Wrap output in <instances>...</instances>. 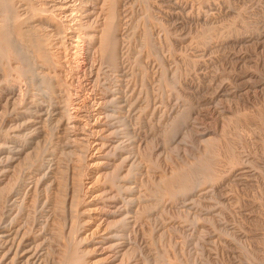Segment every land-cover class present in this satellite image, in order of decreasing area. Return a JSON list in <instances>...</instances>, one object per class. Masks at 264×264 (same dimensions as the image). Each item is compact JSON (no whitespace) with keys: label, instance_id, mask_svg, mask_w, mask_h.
Wrapping results in <instances>:
<instances>
[{"label":"rangeland","instance_id":"374dc122","mask_svg":"<svg viewBox=\"0 0 264 264\" xmlns=\"http://www.w3.org/2000/svg\"><path fill=\"white\" fill-rule=\"evenodd\" d=\"M68 1L11 2L20 19L34 23V32L45 35L56 63L55 81L64 89L54 96L56 107L41 91L33 68L14 89L6 87L0 71V131L18 130L31 138L28 146L7 143L0 151V174L4 168L11 172L0 185L3 204L8 191L29 175L30 162L41 160L45 165L37 176L45 177V183L24 189L31 206L33 202L38 206L24 223L28 234L42 231L49 242L41 252L40 246L28 240L26 246L33 252L29 256L21 250V234L6 235V240L0 236V244L9 249L6 254L14 255L13 262L2 261L0 254V264H55L59 245L70 238L86 249L87 264H264V0ZM110 1H115L125 27L119 53L123 63L112 70L102 62L96 46L83 42L78 28L89 26L90 31H97ZM10 63L15 65L14 60ZM13 72L12 79L18 77ZM114 90H121L118 104L123 102L125 109L120 113L125 125L117 122L120 118L110 103ZM26 108L33 110L34 118L19 113ZM77 108L84 126L68 120ZM138 108L146 112L137 114ZM182 115L187 120L182 132L171 141L166 139ZM74 140L83 145L71 147ZM105 142L108 146L100 149ZM11 145L24 150L17 154ZM118 145L137 157L136 177L151 198L134 209L116 200L118 192L110 189L115 173L125 176L128 169L114 157L122 152L115 154ZM105 153L115 154L112 162L108 160L110 165L104 162ZM203 162L210 163L208 171L213 175L202 173ZM237 165H244L245 171L233 172ZM182 175L191 176V191L184 195L169 191L168 181ZM7 200L8 211L14 200ZM91 208L96 209L94 223L85 225ZM106 208L114 211L107 220L101 211ZM127 213L135 215L128 220L130 229L115 230L114 240H101L107 227L117 226Z\"/></svg>","mask_w":264,"mask_h":264},{"label":"bare ground","instance_id":"6f19581e","mask_svg":"<svg viewBox=\"0 0 264 264\" xmlns=\"http://www.w3.org/2000/svg\"><path fill=\"white\" fill-rule=\"evenodd\" d=\"M14 1V0H13ZM56 1V0H55ZM68 1V0H67ZM70 1V0H69ZM68 1V2H69ZM75 1V0H74ZM87 1V0H86ZM92 1V0H91ZM12 0H0V16L3 17L1 22H0V71L2 72V74H4L5 76V81L6 82V87H10L12 89H14L17 85V82L21 80V77L23 76H26L29 72V68H33L34 69V72H35V78L37 80H39L38 82L42 85V92L44 94L45 97H47L50 101V104L53 105V106H56L58 107V105L56 104L57 102L55 101V97L59 94L58 92H61L62 89V86L60 85V82L58 83L57 81H55V79L57 80V76L56 78H54L55 76L53 75V69L55 68L54 66H56L51 58L52 54L49 55L50 53V50L48 51L47 49V44L46 43V38L43 36V35H38L36 34L35 31V24L33 23V25H29L27 24V22L23 21L22 18L20 19L18 16L21 17V15H17V13L15 14L14 11H13V8H16V6L14 5L13 3V6H11V3ZM54 2V1H53ZM68 2H66L68 4ZM104 2V1H103ZM139 2V1H138ZM57 3V2H56ZM70 4V3H69ZM72 4V3H71ZM74 4V3H73ZM89 5V3H87ZM57 5V4H56ZM107 4H105L106 6ZM141 5V4H140ZM143 6V5H142ZM58 7V5L56 6ZM62 6H59V8H61ZM65 7V6H64ZM63 7V8H64ZM68 7V6H67ZM88 7V6H87ZM76 8V7H75ZM82 8V7H81ZM56 9V8H55ZM69 9V8H68ZM67 9V10H68ZM71 9V7H70ZM15 10V9H14ZM86 10V8H85ZM116 3L115 1L112 2L110 1L108 3V5L103 8V12L104 13V16L105 18L103 17V21H101L100 23V27L97 29V31H90L88 29L89 26H85V27H79L80 30L82 31L81 33H83V35H81L84 39L83 42L85 41L88 45H92L93 46H96L97 49H98V52L97 53H100V58L102 59V62L105 63V65L108 66L109 70H112V68H118L121 66V64L123 63L122 62V56L121 54H119L122 50V47L124 46V29L122 27L123 25V20L120 21V19H122V17L119 19V16L116 12ZM89 11V10H87ZM102 11V10H101ZM49 12V11H48ZM56 12V11H55ZM54 12V13H55ZM58 12V11H57ZM69 13V12H68ZM90 13V12H89ZM92 13V11H91ZM19 14V13H18ZM58 14V13H57ZM88 14V13H87ZM70 15V14H69ZM89 15V14H88ZM23 16V15H22ZM30 17V16H29ZM33 18V16H31ZM78 17V16H77ZM90 17V16H89ZM53 18V17H52ZM10 19H12V21H10ZM26 19V17H25ZM34 19V18H33ZM33 19H30L28 18V21L30 20H33ZM55 19V17H54ZM74 19V18H73ZM89 19V18H88ZM10 22H9V21ZM102 20V18H101ZM81 21V20H78V22ZM89 21V20H88ZM87 21V22H88ZM35 22V21H34ZM127 22V21H126ZM31 23V22H30ZM68 23V21H67ZM71 23V22H70ZM74 24V23H73ZM81 24V23H79ZM67 25V24H65ZM76 25V24H75ZM38 26V25H37ZM69 26V25H68ZM125 26V25H124ZM127 28V27H126ZM73 29V28H72ZM77 29V28H76ZM83 29V30H82ZM39 31V30H38ZM37 31V32H38ZM72 31V30H71ZM78 31V30H77ZM43 33V32H42ZM46 33V32H45ZM69 33L70 30H69ZM138 35V34H137ZM141 35V34H140ZM75 36H77L75 34ZM80 36V38H81ZM78 38V37H77ZM127 38V37H126ZM80 40V39H79ZM158 40V39H157ZM81 42V41H80ZM152 45V44H151ZM49 46V44H48ZM148 46V45H147ZM127 47V46H126ZM50 48V47H49ZM149 48V47H148ZM150 49V48H149ZM136 51V50H135ZM144 51V50H143ZM96 52V51H95ZM98 55V54H97ZM142 57V56H141ZM27 60L25 62H27V64H24L23 60ZM10 60H14L15 61V65L12 66V63H10ZM158 61H159V58H158ZM139 64V63H138ZM104 65V66H105ZM103 66V67H104ZM28 67V68H27ZM140 68V73L141 71L143 72L142 68ZM145 67H143L144 69ZM32 69V70H33ZM136 69V68H135ZM15 70V72L13 73H17L16 76L18 77H14L13 79L10 78L9 76H11L12 74V71ZM117 70V69H116ZM145 70V69H144ZM31 71V70H30ZM115 71V70H113ZM139 71V70H138ZM146 71V70H145ZM135 73V72H134ZM55 74V72H54ZM99 75V74H98ZM141 76L143 75L142 73L140 74ZM147 75V74H146ZM3 76V75H2ZM3 76V78H4ZM28 76V75H27ZM107 76V75H106ZM7 77V78H6ZM13 77V75H12ZM227 77V76H226ZM31 78V76H30ZM34 78V77H33ZM33 78H32V84L34 86L35 81H33ZM139 78V77H138ZM164 78V77H163ZM60 80V79H59ZM133 80V79H132ZM141 80V78H140ZM164 80V79H163ZM166 81V80H165ZM164 82V81H163ZM167 85V84H166ZM3 86V85H1ZM36 86V85H35ZM67 86V85H66ZM34 88V87H33ZM145 88V87H144ZM108 91V90H107ZM116 90L113 91H110V92H113L114 94V97L111 98V105L113 107H115L114 111L115 113L117 114L118 113V116L120 118L119 121L117 122H121L122 124L124 123L123 121V115L121 117V111H123L125 108L124 106L122 105H119V100H120V93H121V90H120V93H119V90H117L118 92H115ZM139 91V90H138ZM35 92V91H34ZM109 92V91H108ZM58 93V94H57ZM68 93V92H67ZM3 94V93H2ZM41 94V93H40ZM42 94V95H43ZM111 94V93H109ZM112 95V94H111ZM55 96V97H54ZM136 96V95H135ZM68 97V96H67ZM54 100H53V99ZM122 98V97H121ZM66 101V100H65ZM127 101V100H126ZM139 101V100H138ZM119 103V104H118ZM132 103V102H131ZM64 104V103H63ZM125 104V103H124ZM136 104V103H135ZM141 105V104H140ZM148 105V104H147ZM63 106V105H62ZM104 106V105H103ZM129 106V105H128ZM29 107V106H28ZM37 107V106H36ZM143 107V106H142ZM147 107V106H146ZM78 109V108H77ZM100 109V108H99ZM135 109H137L135 107ZM139 109V108H138ZM62 110V109H61ZM60 110V111H61ZM81 110V109H80ZM75 110L74 114L70 115V118H68L69 121H74L76 123V125H83L85 123V121L83 122L82 119H80V115H79V111ZM31 111L33 112V110L30 108H26V109H23L21 110L19 113H22V114H26V116H29V117H33L34 116L31 114ZM59 111V112H60ZM64 111V109H63ZM6 112V111H5ZM145 109H139L137 114H140L142 115L143 113H145ZM68 113V114H67ZM154 113V112H153ZM136 114V113H135ZM259 114V113H257ZM34 115L36 116V114L34 113ZM38 115V114H37ZM41 115V113L39 114ZM38 115V116H39ZM66 118L67 116L69 117V112L66 111ZM64 115V116H65ZM113 114H111L110 116H112ZM148 115V114H147ZM184 115V114H183ZM182 115V116H183ZM187 116V114H185ZM260 115V114H259ZM22 116V115H21ZM37 116V117H38ZM114 116V115H113ZM178 116V115H177ZM23 117V116H22ZM25 117V116H24ZM181 117V116H180ZM184 117V116H183ZM181 117L180 121L178 120H175L177 121L176 123L172 124L173 126L169 129L168 133L166 136V139L168 140H172L175 136V134L178 133V131L182 132V128L183 126L185 125L184 121L187 122V120H185V117L183 118ZM27 118V117H26ZM82 118V117H81ZM122 118V119H121ZM126 118V117H125ZM71 119V120H70ZM116 119V118H115ZM144 119V118H143ZM28 119H26L27 121ZM30 120V119H29ZM28 120V121H29ZM34 121V119H32ZM30 120V122L32 121ZM117 120V119H116ZM126 120V119H125ZM105 122V121H104ZM111 122V121H110ZM113 122V121H112ZM167 122V121H166ZM103 123V122H102ZM109 123V120L108 122ZM114 124V123H112ZM119 124V123H118ZM74 125V124H73ZM101 125V124H100ZM104 125V124H103ZM102 125V126H103ZM109 125V124H108ZM121 125V124H120ZM125 125V123H124ZM122 125V126H124ZM84 126V125H83ZM107 126V125H106ZM115 126V125H114ZM73 127V126H72ZM86 127V126H85ZM121 127V126H120ZM103 128V127H102ZM106 128V127H105ZM111 128V127H110ZM81 129V127L79 128L78 126V130ZM87 129V128H86ZM164 129V128H163ZM11 130V129H10ZM75 130V129H74ZM108 130V129H106ZM114 130V129H113ZM13 131V130H11ZM11 131L9 132H6L5 130L3 131H0V139H3L4 142H6L5 144H0V151L5 149L6 148V144H16V145H23L24 146H28L31 144V138L30 139H27L26 136H22L20 134L17 133V131H13L11 133ZM35 131V130H34ZM33 131V132H34ZM100 131V130H98ZM105 131V130H104ZM109 131V130H108ZM35 132H38L35 131ZM81 132V131H80ZM85 132H83L84 134ZM92 133V132H91ZM94 133V132H93ZM104 133V132H103ZM109 133V132H108ZM166 133V132H165ZM199 133V132H198ZM33 134V133H32ZM36 134V133H34ZM75 134V133H74ZM79 134V133H78ZM86 134V133H85ZM95 134V133H94ZM98 135V134H97ZM112 135V134H111ZM178 135V134H177ZM33 136V135H31ZM79 136V135H78ZM94 136V135H92ZM99 136V135H98ZM102 136V135H101ZM88 137V136H87ZM168 137V138H167ZM35 138V137H34ZM78 138V137H77ZM91 138V137H90ZM96 138V137H95ZM98 138V137H97ZM80 139V138H79ZM114 139V138H113ZM175 139V138H174ZM228 139V138H227ZM109 140V139H107ZM181 140V139H180ZM225 140V139H223ZM88 141V140H87ZM164 141H166L164 139ZM231 141V139H230ZM1 142V141H0ZM84 142V141H83ZM104 142V140H103ZM86 143V142H85ZM106 143V142H105ZM108 143V142H107ZM106 144H103L100 149L107 145ZM166 143V142H165ZM168 143V141H167ZM217 143V142H216ZM221 143V142H220ZM233 143V142H232ZM79 144V142H77L76 140L73 141V144L71 145V147L73 148H77L76 145ZM82 143H80L79 145H81ZM109 144V143H108ZM111 144V143H110ZM77 145V146H79ZM83 145V144H82ZM219 145V144H218ZM12 146V145H11ZM108 146V145H107ZM111 146V145H110ZM137 146V145H136ZM229 146V145H228ZM10 147V146H8ZM7 147V149H8ZM15 150V152L18 154L20 153L21 151L23 152V147L21 148H17V147H14L12 146ZM226 147V146H225ZM31 148V147H30ZM79 148V147H78ZM232 148V147H231ZM98 149V147H97ZM107 149V148H106ZM227 149V148H226ZM11 150V148H10ZM77 150V149H76ZM103 150V149H102ZM133 150V149H132ZM233 150V149H231ZM9 151V150H8ZM13 151V150H11ZM74 151V150H73ZM119 151H122L121 154H119V157L118 156H114L117 152ZM144 151V150H143ZM104 152V151H103ZM107 152H110V151H107ZM12 153V152H11ZM15 153V154H16ZM127 154L126 156H124V154ZM234 153V152H233ZM102 154V153H101ZM107 154V153H105ZM111 154V153H110ZM114 155H106L105 158H106V161H104L107 165H110L111 163H108L110 160L112 162L113 160V157H116V160H119L120 163H121V167L124 166V165H128V169H127V174L122 175V174H118L117 171H114L117 172L115 173V176H116V180L115 178H113L115 181H113V185L110 187V189H112L113 191L115 190L116 192H118V195L116 197V200L117 199H120L122 200V203H126L128 204V206H130L129 208L130 209H134V207L137 205V204H141V202H143V204L146 202H148V195H147V192L146 190L142 187V184L139 182L140 180H138V178L136 177V169L138 170V161L135 159L137 157H133V152L130 151V150H126L125 148H123V146L121 145H118L116 146V152H115ZM145 154V153H144ZM33 155V154H32ZM103 155V154H102ZM234 155V154H233ZM135 156V155H134ZM141 156V155H140ZM144 156V155H143ZM104 158V159H105ZM119 158V159H118ZM235 158V157H234ZM42 159V158H41ZM228 159V158H227ZM109 160V161H108ZM235 160V159H234ZM237 161V160H236ZM32 162V161H31ZM29 164V166L26 167V170L27 172L29 173L28 176H26L25 178L26 179H21L20 181V184L18 187H15V188H12L10 191H8L7 195H6V200L9 199V198H13V202L12 203H9L7 208H8V211L6 210V202H8V200L6 201L5 200V204H3V198L1 196L2 192L4 189L0 188V236L2 238H5L6 240V235L8 236H12V234L14 235H18V234H21V238L23 239L22 240V243H21V247L22 249L21 250H24L23 253H25L26 255V252H29V256H32L33 252L28 249V247L26 246V244H29V242H27L28 240H31L33 242H35L37 244V246H40L41 249L47 248V237L46 235L44 234V232L42 231H38L37 233L34 232V234H28L29 232L25 231V217L27 214H31L32 211H36L37 210V207L36 206V202L32 203V206H31V203L29 202V197L26 198L25 196H23V191L25 188H27L28 185L30 184H33L35 183L36 186H39V184H43L45 183V177L44 178H41L40 176H37V173H40V169L42 168L43 165H45L44 163H42L41 160H38L37 163H33L32 164ZM128 162H130V164H128ZM213 162V161H212ZM104 163V164H105ZM199 163V162H198ZM242 163V162H241ZM105 164V165H106ZM147 164V163H145ZM210 163L208 162H203L202 167L204 168L203 170L205 171H202V173L205 174V176H210V175H213V174H210L209 171H208V166ZM238 164V163H237ZM106 165V166H107ZM141 165V164H140ZM200 165V164H199ZM239 165V164H238ZM232 170L233 172H236L237 174L239 173H242L243 171H245V166L244 165H240ZM15 166V165H14ZM20 166V165H19ZM116 166L119 167V163L116 162ZM115 166V167H116ZM145 166V165H144ZM231 166V165H230ZM108 167V166H107ZM113 167V166H112ZM125 167V166H124ZM227 167V166H226ZM4 168V167H3ZM126 168V167H125ZM140 168V167H139ZM13 169V168H12ZM115 169V168H114ZM189 169V168H188ZM233 169V168H232ZM40 170V171H39ZM107 170V169H106ZM125 170V169H124ZM123 170V171H124ZM200 170V169H199ZM210 170V169H209ZM231 170V169H230ZM120 171H121V168H120ZM122 171V172H123ZM141 171V170H140ZM143 171V170H142ZM156 171V170H155ZM8 173L10 174L11 172H9L8 170L6 171V168H4V170L2 171V173L0 174V185L4 182V178L6 179V176H8ZM14 173V172H13ZM27 173V174H28ZM139 173V172H138ZM198 173V172H197ZM235 173V174H236ZM41 174V173H40ZM245 174V173H244ZM112 175V174H111ZM138 175V174H137ZM215 175V174H214ZM218 174H216L217 176ZM234 175V174H233ZM14 175L12 174V177ZM186 176V175H185ZM184 175L182 176H179L178 178H174L172 180H169L167 185L168 186V189L169 191L175 193V194H178V193H181L182 195H184L185 193H189L192 189V185L189 177H185ZM200 176V175H199ZM239 176V175H238ZM16 177V176H15ZM39 177V178H38ZM67 177V176H66ZM108 177H110L108 175ZM113 177V175H112ZM147 177V176H146ZM172 177V176H171ZM24 178V177H23ZM111 178V177H110ZM200 178V177H199ZM205 178V177H204ZM211 178V177H210ZM64 179V178H63ZM112 179V180H113ZM142 179V178H141ZM19 180V179H18ZM195 181H197V179H193ZM200 180V179H199ZM40 181V182H39ZM201 181V180H200ZM18 182V181H17ZM66 182V181H65ZM175 182H179L178 184H175L173 185V183ZM209 182V181H208ZM6 183V182H5ZM112 184V182H110ZM161 183V182H160ZM73 185V184H72ZM146 185V184H145ZM13 186V185H12ZM10 186V187H12ZM25 186V187H24ZM42 186V185H41ZM147 186V185H146ZM150 186V185H149ZM196 186V185H195ZM210 186V185H209ZM212 186V185H211ZM5 187V185H4ZM33 187V186H32ZM35 187V186H34ZM48 187V185L46 186ZM74 187V186H73ZM197 187V186H196ZM194 187L193 190L196 188ZM30 188V187H29ZM45 188V187H44ZM42 188V190L44 189ZM152 188V187H151ZM150 188V189H151ZM6 189V188H5ZM198 189V188H196ZM195 189V190H196ZM8 190V187L7 189ZM73 190V189H72ZM167 190V189H166ZM190 190V191H189ZM47 191V190H46ZM105 191V190H104ZM111 191V190H110ZM188 191V192H187ZM199 191V190H198ZM207 191V190H206ZM44 192V190H43ZM75 193V191H73ZM78 192V191H77ZM112 192V191H111ZM110 192V193H111ZM205 192V191H204ZM5 193V194H6ZM114 193V192H113ZM192 193V192H191ZM4 194V195H5ZM43 194V193H42ZM76 194V193H75ZM112 194V193H111ZM168 194V193H167ZM174 194V195H175ZM197 194V193H196ZM26 195V194H25ZM36 195V194H35ZM77 195V194H76ZM97 195V194H96ZM110 195V194H109ZM108 195V196H109ZM113 195V194H112ZM111 195V196H112ZM158 194H156L157 196ZM193 196L195 194H192ZM199 195V194H198ZM29 196V195H28ZM98 196V195H97ZM171 196V195H170ZM37 197V196H36ZM46 197V196H45ZM94 197V196H93ZM179 196L177 195V198ZM192 197V196H191ZM196 197V196H195ZM76 197L74 196L73 199H75ZM107 198V197H106ZM184 198V197H183ZM190 198V197H188ZM72 199V200H73ZM151 199V198H150ZM149 199V201H150ZM174 199H176V196L174 197ZM35 200V199H34ZM44 200V199H43ZM97 200V199H96ZM115 200V199H113ZM172 200V199H171ZM182 200V199H181ZM31 201V200H30ZM75 201V200H73ZM83 201V200H82ZM86 201V200H85ZM88 201V200H87ZM104 201V200H103ZM102 201V202H103ZM107 201V200H105ZM124 201V202H123ZM65 202V201H64ZM79 202V201H78ZM101 202V201H100ZM101 202V203H102ZM108 202V201H107ZM106 202V203H107ZM171 202V201H170ZM184 202V201H183ZM74 203V202H73ZM77 203V202H76ZM114 203V202H113ZM116 203V201H115ZM118 203V202H117ZM60 204V203H59ZM103 204V203H102ZM147 204V203H146ZM114 205V204H113ZM112 205V206H113ZM159 205V204H158ZM85 206V205H84ZM104 205H102L103 207ZM106 206V205H105ZM109 206V205H108ZM123 206V205H122ZM126 206V205H125ZM124 206V207H125ZM142 206V205H140ZM139 206V207H140ZM146 206V205H145ZM99 207V205H98ZM111 207V206H109ZM114 207V206H113ZM119 207V205H118ZM74 208V207H72ZM82 208V207H81ZM90 208V207H89ZM101 208V206H100ZM116 209H119L117 208V206L115 207ZM145 208V207H144ZM113 210V208H111ZM110 209V210H111ZM39 210V209H38ZM75 210V209H74ZM89 211L87 212V216L85 217L84 219V224L85 225H91L95 216L94 214L96 213L95 210L96 209H88ZM101 210V209H100ZM104 210V211H103ZM101 210L105 216H104V219H106V217H109L111 214L114 213V211H110L109 209H103ZM125 210V209H124ZM41 211V210H40ZM39 211V212H40ZM97 211H98V208H97ZM121 211V209H120ZM133 211V210H132ZM130 211V214L131 212ZM7 212V213H6ZM38 212V213H39ZM62 212V211H61ZM76 212V210H75ZM86 212V211H85ZM95 212V213H94ZM115 212H117L115 210ZM73 213V211H72ZM136 213V212H135ZM138 213H140V210L138 211ZM83 214V212H82ZM99 214H102V213H99ZM125 213L122 214V216L124 215ZM129 214V213H127ZM129 214V216H124L123 218L120 219V221L116 224L117 226H110V227H107V230L105 232H103V236L101 240H111L113 239L114 240V237L116 236V231H127V229H130L129 226H128V220L131 219L130 217H132V219L135 218V215L132 214V216ZM6 215H7V223H6ZM96 215V214H95ZM107 215V216H106ZM102 216V215H100ZM137 216V215H136ZM75 217V216H74ZM73 217V218H74ZM99 217V216H98ZM97 219V218H96ZM101 219V218H99ZM109 219V218H108ZM107 220V219H106ZM105 220V221H106ZM102 221V220H101ZM117 221V220H116ZM9 222V223H8ZM104 222V220H103ZM132 222V221H131ZM70 223V222H69ZM73 223V222H72ZM94 223V222H93ZM110 223V222H109ZM130 223V222H129ZM133 223V222H132ZM131 223V224H132ZM103 224V223H102ZM113 224V223H112ZM83 225V224H82ZM93 225V224H92ZM97 225V224H96ZM173 225V224H172ZM77 226V225H76ZM104 226V225H103ZM81 227V225H80ZM91 227V226H90ZM128 227V228H127ZM94 228V227H93ZM78 229V228H77ZM95 229V228H94ZM27 230V229H26ZM29 230V229H28ZM97 230V229H96ZM116 230V231H115ZM34 231V230H33ZM129 231V230H128ZM60 232V231H59ZM85 232V231H84ZM92 232V231H91ZM116 232V233H115ZM67 233V232H66ZM97 233V232H96ZM100 233V232H99ZM98 233V234H99ZM62 234V233H61ZM72 234V233H71ZM119 234V233H118ZM121 234V233H120ZM123 234V233H122ZM127 234V233H126ZM264 235V234H263ZM262 235V236H263ZM119 236V235H118ZM117 236V237H118ZM216 236V235H215ZM15 237V236H14ZM8 238V237H7ZM20 238V239H21ZM77 238V237H75ZM116 238V237H115ZM12 239V238H11ZM17 239V238H16ZM18 239V240H20ZM68 239V238H67ZM74 239V238H73ZM118 241L120 240L119 238H117ZM122 239V237H121ZM124 239V238H123ZM8 241V240H7ZM5 241V243L7 242ZM37 241H40L39 243H37ZM60 241V240H59ZM63 241V240H62ZM121 241V240H120ZM4 242V241H3ZM20 242V241H19ZM99 242V241H98ZM101 242V241H100ZM117 241H115L116 243ZM102 243V242H101ZM104 244V242H103ZM6 245V244H5ZM5 245L2 243V245L0 244V254L2 255V261H6V259H11L12 260V257L14 256L13 254L11 253H7L6 254V250L8 251L9 249H6ZM20 245V244H19ZM100 246V243L98 244ZM115 245V244H114ZM112 244V246H114ZM122 245V244H120ZM30 246V245H29ZM111 246V244H110ZM111 246V247H112ZM119 246V245H118ZM35 247V246H34ZM81 247V246H80ZM78 246V244L76 243V241H72V239H68L66 241H63V245H59V248H60V251L58 252L59 254L57 255V261L55 262V264H87L86 262V259L87 257L85 258V250L86 249H83V248H80ZM107 247V245H106ZM115 247V246H114ZM10 248V247H9ZM105 248V247H104ZM116 248V247H115ZM18 249V248H17ZM37 249V247L35 248ZM43 249L41 252H43ZM55 249V248H53ZM58 249V248H57ZM103 249V248H102ZM106 249V248H105ZM111 249V248H110ZM16 251V249H14ZM20 250V251H21ZM46 250V249H45ZM93 250V249H92ZM112 250V249H111ZM14 251V252H15ZM19 251V252H20ZM30 251L32 252L30 254ZM18 252V254H20ZM36 252V251H35ZM22 253V252H21ZM37 253V252H36ZM87 253V252H86ZM42 254V253H41ZM0 255V256H1ZM28 255V253H27ZM35 255V254H34ZM37 255V254H36ZM108 255V254H107ZM20 256V255H19ZM123 256V255H122ZM18 257V256H17ZM26 257V256H24ZM127 257V256H126ZM19 258V257H18ZM29 259V258H28ZM14 260H16L14 258ZM10 261V262H11ZM127 261V260H126ZM1 262V261H0ZM14 262V261H13ZM7 263V262H6ZM33 264V263H32Z\"/></svg>","mask_w":264,"mask_h":264}]
</instances>
